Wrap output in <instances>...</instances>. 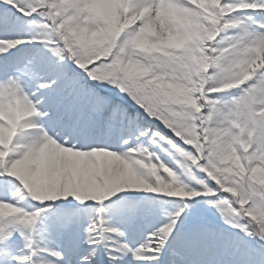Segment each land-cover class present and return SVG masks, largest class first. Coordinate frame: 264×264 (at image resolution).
Masks as SVG:
<instances>
[{"label":"snow or ice","instance_id":"obj_1","mask_svg":"<svg viewBox=\"0 0 264 264\" xmlns=\"http://www.w3.org/2000/svg\"><path fill=\"white\" fill-rule=\"evenodd\" d=\"M0 264H264V0H0Z\"/></svg>","mask_w":264,"mask_h":264}]
</instances>
